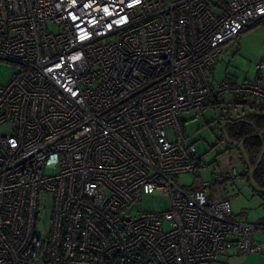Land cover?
Instances as JSON below:
<instances>
[{
  "label": "built area",
  "instance_id": "built-area-1",
  "mask_svg": "<svg viewBox=\"0 0 264 264\" xmlns=\"http://www.w3.org/2000/svg\"><path fill=\"white\" fill-rule=\"evenodd\" d=\"M259 19L264 0H0V61L13 66L0 85V264L264 254L251 237L264 224L206 198L220 173L197 187L178 181L205 167L182 114L200 117L226 96L264 108V64L251 81L210 83L225 44ZM144 190L168 208L133 216Z\"/></svg>",
  "mask_w": 264,
  "mask_h": 264
},
{
  "label": "rangeland",
  "instance_id": "rangeland-1",
  "mask_svg": "<svg viewBox=\"0 0 264 264\" xmlns=\"http://www.w3.org/2000/svg\"><path fill=\"white\" fill-rule=\"evenodd\" d=\"M219 57V66L215 70L217 80L211 75L210 83H217L226 76H231L239 83L253 80L256 75L255 66L264 64V19L254 20L236 39L226 43ZM12 73L13 66L0 61V85L7 84ZM234 100L226 96L225 103L212 102L200 117L191 111L181 115L184 136L190 144L195 145L205 167L194 175L180 177L178 181L181 186L197 187L201 181L210 183L212 175L220 173L222 183L205 189L206 198L213 202L227 200L233 216H243L253 224H264V200L252 191L251 183L242 177L245 170L237 158L238 152L234 149L236 144H232L224 132L228 121L241 118L245 112L242 104H236ZM0 133H7V129H0ZM232 168L236 169L235 177L231 174ZM51 203L50 195L40 196L35 232L41 239L49 229ZM168 206L167 198L144 190L141 201L132 209L131 214L135 216L141 211H165ZM239 260H235L236 264ZM213 264L232 263L217 257Z\"/></svg>",
  "mask_w": 264,
  "mask_h": 264
},
{
  "label": "trees",
  "instance_id": "trees-1",
  "mask_svg": "<svg viewBox=\"0 0 264 264\" xmlns=\"http://www.w3.org/2000/svg\"><path fill=\"white\" fill-rule=\"evenodd\" d=\"M234 103L248 105L250 113L243 118L228 121L224 132L232 144L241 145L243 159L245 158L243 166L252 168L249 176L244 173L242 177L251 183L252 191L264 199V108L238 99H235Z\"/></svg>",
  "mask_w": 264,
  "mask_h": 264
},
{
  "label": "crops",
  "instance_id": "crops-1",
  "mask_svg": "<svg viewBox=\"0 0 264 264\" xmlns=\"http://www.w3.org/2000/svg\"><path fill=\"white\" fill-rule=\"evenodd\" d=\"M219 58L220 57H218V59ZM218 59L216 61V64L214 66V69H213V71L211 73V75L213 76V79L214 80H217V78H215L216 77L215 76V70L219 66V65L217 66L218 61H219ZM237 83H239V82H237ZM225 102H226V100H225ZM243 102L250 103L251 101L250 100H243ZM242 108H243V110L245 112H244V114H243V116L241 118H243L244 116H246V115H248L250 113V109H249L248 105H246V104L245 105H242ZM238 145L240 146V155L238 154V157L237 158H240L241 159V160L240 159L239 160H240L241 164L243 165V162L245 161V158L243 159L244 155H243V152H242L241 145L240 144H238ZM243 167H244V170H245V172H243V174L246 173L249 176L251 174V172H252V168H246L245 165ZM243 174H242V176H243ZM262 200H264V199H262ZM251 237L255 241H261L262 243H264V230H262L260 233H253ZM237 259H240L237 264H264V254H248V255H245V256H242V257H235L234 256V257L228 258L227 260H228V263L230 262L232 264H236V261L235 260H237Z\"/></svg>",
  "mask_w": 264,
  "mask_h": 264
}]
</instances>
